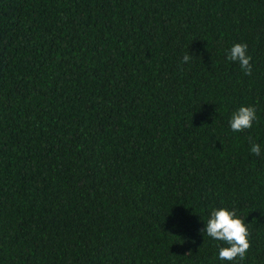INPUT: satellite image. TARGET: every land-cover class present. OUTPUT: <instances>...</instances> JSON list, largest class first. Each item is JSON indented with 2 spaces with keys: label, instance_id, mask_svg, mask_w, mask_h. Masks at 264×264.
Wrapping results in <instances>:
<instances>
[{
  "label": "trees",
  "instance_id": "obj_1",
  "mask_svg": "<svg viewBox=\"0 0 264 264\" xmlns=\"http://www.w3.org/2000/svg\"><path fill=\"white\" fill-rule=\"evenodd\" d=\"M241 105L258 119L233 133ZM251 143L264 0H0V264H264ZM219 206L248 224L243 260L202 232Z\"/></svg>",
  "mask_w": 264,
  "mask_h": 264
},
{
  "label": "clouds",
  "instance_id": "obj_2",
  "mask_svg": "<svg viewBox=\"0 0 264 264\" xmlns=\"http://www.w3.org/2000/svg\"><path fill=\"white\" fill-rule=\"evenodd\" d=\"M227 58L231 62L239 64L240 68L247 74L251 71V56L248 53L246 43H235L227 50ZM193 55L183 56V62L189 63ZM257 111L251 105H241L232 112L228 127L233 133H240L251 129L257 121ZM250 153L260 156L264 147L259 143H251ZM202 232L218 244L217 259L221 262H233L243 260L250 248L249 229L245 219H242L234 208L227 206L213 207L208 212V217Z\"/></svg>",
  "mask_w": 264,
  "mask_h": 264
}]
</instances>
